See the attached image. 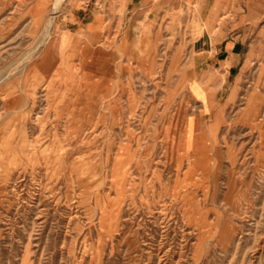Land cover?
Wrapping results in <instances>:
<instances>
[{
    "label": "rangeland",
    "instance_id": "374dc122",
    "mask_svg": "<svg viewBox=\"0 0 264 264\" xmlns=\"http://www.w3.org/2000/svg\"><path fill=\"white\" fill-rule=\"evenodd\" d=\"M197 1L0 0V264H264V107Z\"/></svg>",
    "mask_w": 264,
    "mask_h": 264
},
{
    "label": "crops",
    "instance_id": "0c3cea01",
    "mask_svg": "<svg viewBox=\"0 0 264 264\" xmlns=\"http://www.w3.org/2000/svg\"><path fill=\"white\" fill-rule=\"evenodd\" d=\"M197 3L202 23H210L194 41L201 45L198 59L208 67L201 75L211 77L213 91L225 90L228 96L244 84L239 83V77L245 76L255 86L250 90L248 107H264V67L252 68V63L257 61L264 64V0H198ZM236 11L246 13L243 20L248 21L250 34L243 38L235 35L234 20L226 15ZM199 84L205 92L202 83ZM197 99L203 101L201 97Z\"/></svg>",
    "mask_w": 264,
    "mask_h": 264
}]
</instances>
